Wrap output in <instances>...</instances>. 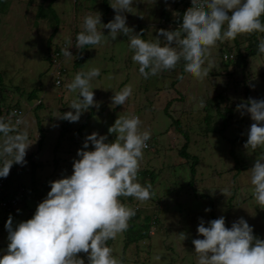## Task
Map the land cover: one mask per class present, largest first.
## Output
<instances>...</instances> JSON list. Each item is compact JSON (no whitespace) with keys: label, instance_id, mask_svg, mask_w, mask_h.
Returning a JSON list of instances; mask_svg holds the SVG:
<instances>
[{"label":"rangeland","instance_id":"374dc122","mask_svg":"<svg viewBox=\"0 0 264 264\" xmlns=\"http://www.w3.org/2000/svg\"><path fill=\"white\" fill-rule=\"evenodd\" d=\"M2 2L0 117H10L6 108L17 103L32 144L26 150L27 164L14 163L6 177L13 187H5V193L15 191L20 184L27 195L13 211L0 210V257L9 243L5 229L9 215L13 217V230L18 223L32 218L38 203L50 191L49 182L72 174L73 159H79L76 153L85 137L97 132L108 135L107 142H112L115 134H108L107 130L118 115L124 114H135L142 122L141 130L151 132L137 179L142 185H152V196L143 203L134 197L119 199L141 214L128 221L134 230L138 228L136 223H146L145 215L154 222L150 221L148 235H134L136 239L127 244L126 231L109 240L107 244L114 256L123 264H196L197 254L191 241L203 238L196 231L201 218L207 223L224 216L225 226L230 228L243 217L253 227L254 235L264 239V208L252 196L249 171L264 149L251 152L244 148L253 121L250 115L241 116L236 110L241 101L250 97L264 100V54L247 57L245 66L234 64L238 51L246 53V34L217 42L210 49L204 67L211 62L214 68L202 81L186 72L182 79L179 77L184 61L175 69L144 79L139 65L131 58L134 53L127 37L118 35L115 41L109 38L99 45H88L78 66H74L72 58L65 59L61 66L66 70L60 75L61 84L56 85L55 68L50 67L47 58L51 52L48 39L51 38L52 48L64 39L76 38L83 31L84 17L94 12L101 13V22L106 24L114 17L110 7L114 0ZM184 6L183 0H134L131 13L124 15L127 26L134 27L135 32L143 30L142 39L152 41L158 29L173 30L175 13H180ZM101 31L108 35L107 29ZM92 67L100 69V75L90 82L99 108L89 107L78 122L56 117L74 112L69 106L77 93L70 92L67 85L77 72ZM129 84L132 95L124 105H113L114 93ZM223 114L229 116V122L221 134ZM24 127L20 125L21 130ZM184 144L190 155L198 157L193 178L192 160L179 154ZM88 150H92L91 144ZM206 208L211 211L205 212ZM181 232L188 237L182 242L177 236ZM156 255L161 257L159 261L153 259Z\"/></svg>","mask_w":264,"mask_h":264},{"label":"clouds","instance_id":"9594fccd","mask_svg":"<svg viewBox=\"0 0 264 264\" xmlns=\"http://www.w3.org/2000/svg\"><path fill=\"white\" fill-rule=\"evenodd\" d=\"M133 4L134 0H114L110 7L115 14L106 24L101 22L99 12L86 15L83 31L76 38L61 41H66V47L61 50L65 56L63 64L67 58L84 59L85 49H81L87 45H99L109 38L115 41L118 35H123L144 79L175 69L184 61V71L202 81L214 68L211 62L208 67L204 65L217 42L235 40L240 34L264 33L261 22L264 0H191L182 17L175 13L180 20L175 30L158 29L154 39L146 41L142 39L143 30L135 32L134 27L127 26L124 13H131ZM101 29H107L108 35ZM75 44L77 51L72 55L68 49ZM257 49L259 54H264V39L259 40ZM99 75L97 67L77 72L67 85L70 92L77 93L69 106L74 112L56 117L78 122L89 107L98 109L99 102L94 100L90 82ZM132 92V85H125L111 97L112 104L124 105ZM236 110L241 116L250 115L253 121L244 148L251 152L264 149V100L250 97L241 101ZM9 116L0 117V177L3 178L9 175L14 163L27 164L26 150L32 144L24 119L15 112ZM12 117H16L15 121ZM141 123L135 114L118 115L107 130L108 134H115L112 142H107L108 135L97 132L87 135L77 150L79 159H73L72 174L49 182L50 191L38 203L32 218L18 223L13 230V217L9 215L5 223L9 243L0 264H85L80 253L87 254L88 264H123L107 242L127 230L136 210L119 198L134 197L143 203L152 196V185H142L137 179L143 150L151 138L150 130H141ZM21 124L25 125L23 130ZM90 144L92 150H88ZM249 171L252 196L264 208V151ZM196 231L203 237L191 241L197 254L196 264H264V239L254 235L253 227L243 217L230 228L225 226L224 216L207 223L201 218ZM177 236L181 242L188 238L185 232ZM153 259L159 261L161 257L156 255Z\"/></svg>","mask_w":264,"mask_h":264},{"label":"trees","instance_id":"16d2710c","mask_svg":"<svg viewBox=\"0 0 264 264\" xmlns=\"http://www.w3.org/2000/svg\"><path fill=\"white\" fill-rule=\"evenodd\" d=\"M0 5H3V2L2 0H0ZM49 8L52 10L50 4H48ZM1 7V6H0ZM185 7H183L182 9H180V17H182L183 13L185 12ZM40 15H41V12H39ZM54 16V14H53ZM264 17V16H263ZM261 17V22L264 21V18ZM54 19L56 20V16L54 17ZM180 20L179 18L177 17L176 18V21L174 22V26H172L171 28L173 30H175L179 24ZM57 24V22H56ZM261 35V38L258 36V35ZM246 38H247V42L248 44L246 45V53L245 54H242L240 51L237 52V55H235V57L233 58L234 59V64L236 65H239V66H245L246 64V60H247V57L249 56H252V55H256V54H259L258 53V49H257V44L259 42L260 39H264V33H259V32H254L252 34H246ZM50 40L51 38L48 39V48L49 50L51 49V44H50ZM88 46V45H87ZM87 46H85V48L81 49L84 50L87 48ZM236 48V47H235ZM49 62H51V57L50 55L48 54L47 56ZM82 58H78L77 60H74L73 61V64L74 66H78L82 63ZM51 66V65H50ZM65 67L62 66V69L60 70V75L65 71ZM185 74V71H184V63H182L181 65V69H180V72H179V77H182L183 75ZM33 90L30 91L29 93V96H32L33 94ZM220 96V95H219ZM169 103L166 104L165 106V110H166V107ZM13 107H18V104H14L13 106H8L6 108V114L10 115V111ZM227 111H231L230 109H227ZM228 122H229V116L226 115V114H223V117H222V121H221V128L219 129V131L221 132V134H223L224 132V128L225 126L228 125ZM175 124H176V128L180 131V128H179V121L176 119L175 120ZM185 135H187L186 133H184ZM186 148H187V145L184 144L181 146L180 150H179V154L182 156V157H185V158H189L190 160H192V163H191V166H190V171H191V175H192V178L194 177V174H195V168H194V164L197 162L198 160V157L194 156V155H190L187 151H186ZM19 186H23V185H20L18 184L17 188ZM5 187L6 189H10L11 187H13L11 185V181L8 179V178H5ZM24 187V186H23ZM13 190V189H12ZM17 189H15V191L13 190L11 193H13V195L16 193ZM11 193H7L8 195H10ZM12 195V194H11ZM27 195V191H26V188H25V192H24V195H23V198ZM21 198V199H23ZM131 199V197H129ZM15 209V208H14ZM14 209H11L10 211H13ZM136 210V209H135ZM137 210H139V208L137 207ZM3 211H6V210H3ZM139 212V211H138ZM137 211H136V215L134 217H139V214ZM29 219V217L27 218V220ZM145 219H146V223H139L137 225L136 223V228L135 230L133 229V224L129 225L128 228H130L131 230H126V233H127V238L124 240L125 244H127L129 241H132V240H135L136 238H139V237H144L145 235H148L149 234V224L151 223L150 221L154 222V219L151 220V218L148 216V215H145ZM148 221V222H147ZM134 235H136V238L134 237ZM80 258L82 257L84 260H86L87 264H88V260H87V254L85 253H80L79 254Z\"/></svg>","mask_w":264,"mask_h":264},{"label":"built area","instance_id":"2783aa9c","mask_svg":"<svg viewBox=\"0 0 264 264\" xmlns=\"http://www.w3.org/2000/svg\"><path fill=\"white\" fill-rule=\"evenodd\" d=\"M183 2L185 4L184 6L185 10L191 6V0H183ZM177 26H179V24ZM72 44L74 43L72 42ZM65 47H66V42H62L60 44L53 46L50 49L51 52H49V55L51 57L50 65L53 67V69L55 68L54 83L56 85L61 84L60 70L62 69L61 64L63 65V59L65 58L61 50ZM68 50L72 55H74L77 51L76 44L74 46L71 45V47ZM228 57L233 58L232 55H229ZM13 112L17 113L18 116H21L23 118V113L21 108L13 107L10 111V115ZM12 119L13 121H15L16 117H12ZM4 189H5V178L0 177V210L10 211L11 209H14L19 205V202L22 200L21 198H23L25 187L23 186H19L18 188L16 187L17 191L14 195H8L7 193L4 192Z\"/></svg>","mask_w":264,"mask_h":264}]
</instances>
